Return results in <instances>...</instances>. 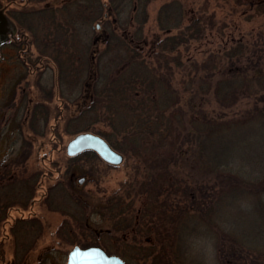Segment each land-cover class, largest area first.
Segmentation results:
<instances>
[{
  "label": "trees",
  "instance_id": "1",
  "mask_svg": "<svg viewBox=\"0 0 264 264\" xmlns=\"http://www.w3.org/2000/svg\"><path fill=\"white\" fill-rule=\"evenodd\" d=\"M152 1L63 0L14 15L20 29L14 41L25 43L22 49L16 47L18 53L25 51L19 53V63L28 71L43 60L48 62L50 54L59 79L67 67L77 71L79 90L85 93V110L93 115L88 121L108 122L112 134L98 130L96 134L131 163L120 188L95 201L83 196L78 191L81 187L73 183L83 165L67 180L68 173L54 176L65 184H60L59 197L52 201L69 205L54 208L66 216L57 237L69 245L98 246L121 257L125 264H180L183 257L186 259L182 233L192 227V235L193 229L204 225L214 233L218 248L222 236L232 243L228 255L220 246L219 261L243 264V252L263 254L226 227L228 215L224 212L233 203L245 208L246 202L248 208L258 209L262 206L257 203L264 198V165L259 174L255 166L249 168L237 157L241 148L242 158L247 149L240 143L246 140V132L264 122V22L256 30L245 31L246 35L242 31V38H238L235 31L226 33L218 27L207 7L186 10L174 1L164 5L158 16L164 37L149 42L144 25ZM236 2L245 8L244 22L263 17L264 0ZM122 15L133 31L121 24ZM112 18L115 23L110 25ZM95 22L89 46L87 27ZM237 25L233 21V26ZM214 29H218L217 35ZM214 38L221 42L220 47L199 51L201 59L183 55L194 42L213 46ZM98 44L103 45L100 51ZM33 46L38 56L32 61L29 53ZM177 71L183 74L180 80ZM63 83L68 85V79ZM212 104L217 109L211 111ZM35 109L29 117L31 124ZM62 117L66 115H59L57 121ZM84 131L88 130L77 134ZM31 145L24 141L22 151H30ZM24 160L12 158L0 166L1 185L6 182L5 186L14 187L11 172L23 166ZM70 160L79 165L102 159L89 150ZM50 172L42 167L37 170L36 182L27 184L33 186L28 191L43 189L41 180ZM7 196L0 191V232L7 225L34 221L33 217L13 216V201ZM93 214L109 225L95 227L90 221Z\"/></svg>",
  "mask_w": 264,
  "mask_h": 264
},
{
  "label": "rangeland",
  "instance_id": "2",
  "mask_svg": "<svg viewBox=\"0 0 264 264\" xmlns=\"http://www.w3.org/2000/svg\"><path fill=\"white\" fill-rule=\"evenodd\" d=\"M11 1H14L15 4L13 8L36 10L47 3L55 5L63 0H47L44 2L0 0V6L4 2L9 3ZM174 1L184 5L186 10L207 7L208 13L215 15L218 27L222 26V30L226 33L235 31L238 38H242V31L244 33L251 29L256 30L264 22V15L260 19H253L251 23L244 22L242 12L245 11V8L238 5L236 0H153L147 7L148 20L144 25V37L149 42L164 37L165 34L158 25V16L164 5ZM21 5L23 6L21 7ZM115 18L110 19V25L115 23ZM125 20L127 18L122 15L120 18L121 24L126 25L133 31L130 25L125 23ZM26 21L30 22V20H24L23 22ZM233 21L238 22L237 27L233 26ZM29 24H32V22ZM96 25L95 22L87 27V45L92 41L95 31L93 27ZM217 30L214 29V35H217ZM244 34L246 35V33ZM96 35H98L97 32ZM211 40L213 39L211 38ZM196 43L192 44L189 52L183 53L185 57L194 54L198 59H201L202 56L200 57L199 51L206 50L208 47H213L215 50L221 44L216 38L212 43L213 46H209V44L202 46L199 45L201 42ZM97 47L99 51L103 49L102 44H98ZM4 50L5 56L8 58L7 61L0 63V166L6 160L12 158L19 161L20 158L24 157L26 160H24L23 166L14 168L11 172L12 179L15 181L14 187L5 186L6 182H2V185L0 183V191L6 193L7 198L13 201L14 210L11 211L13 216L33 217L34 221H25V223L16 221V223L18 222L16 226L7 225L4 232H0V264H67L69 253L75 246L66 244L57 237V230L66 219V216L62 212L55 211L54 208H64L69 205L52 201V198L59 197L60 184H65V180H56L55 177L58 178L59 175L64 177L63 175L68 173L67 180L73 171L80 169L83 165L84 169H80L79 174L74 177L73 183L81 187L78 191L83 196L95 201L120 188L129 176L131 170L129 164L131 166V163H128L124 153L118 150L116 151L124 156V161L117 166L109 165L103 160H97L94 163H79V165L78 162L71 161L67 155L66 147L78 135L77 132L87 129V132L94 134L97 130L112 134V127L104 120L88 121L91 114L88 113L87 109L85 110L87 106L86 104L83 105L84 101L81 99L85 93L83 90L82 92L79 90L81 79L77 71L74 72L72 68L67 67L65 69L66 74H62L63 78L59 79L58 67L51 60L53 56L50 54L47 55L49 57L48 62L46 60L41 61L40 70H35V66L27 71L19 61L15 60L14 47H8ZM30 51L29 57L33 61L37 57L34 46ZM10 55L13 56L9 57ZM107 58L109 57L105 59ZM147 62L152 65L150 59ZM104 63L103 61L102 65ZM110 70L115 72L114 69ZM80 75H83L82 71ZM182 75L180 71H177V80H180ZM66 78L69 82L68 85L63 83ZM86 80H88V75ZM82 86H84V82H82ZM42 102L45 105H40ZM35 106L42 107L35 109V121L34 124H31L29 117H31V112ZM211 108L217 109L215 104L209 107L212 111ZM79 110L82 113L80 119H78ZM63 114L66 115V118L62 117L60 121H57L59 115ZM71 117H73V120L69 123L67 119H72ZM74 118H76V121H74ZM245 137L246 140L243 143L240 141V143L241 147L243 145L244 148H247L244 152L247 155L243 154L242 158L241 148L238 152L240 155L237 157L244 160L249 168L255 166L257 168L256 172L260 174L264 165V122L246 132ZM240 138L242 139V135H240ZM24 141L32 144L30 151L26 150L28 152L22 151ZM41 167L48 173L51 171L55 175L50 172L48 176L41 180L43 189L40 187L36 191L35 189L29 190V193L28 189L33 186L30 187L27 184L36 182L34 174ZM1 173L2 171H0V175ZM50 189H52V194ZM3 199H6V196ZM262 200L261 203H257L262 207L254 208L255 210L252 209V205L248 208L249 205L247 206L245 202V208L242 204L234 205L235 203H233L224 212L228 215L224 222L226 227L232 230L243 242L258 247V251L263 254L258 256L257 253L255 255V253L243 252L242 255L245 258L243 261L242 257L240 258V263L242 261L243 264H264L263 197ZM34 202L35 206H33ZM136 205L139 206V203L136 202ZM90 221L95 227L106 228L109 225L95 214L90 217ZM184 231L180 238L182 239L183 249L186 251V259L183 257L180 264H222L219 261L220 251L223 249L226 252L232 244L228 238L222 236L219 242V248L221 246L219 251L217 247L218 240L215 239L214 233L204 225L197 230L193 229L192 235H190L192 227H186ZM228 253L226 252L225 255H228Z\"/></svg>",
  "mask_w": 264,
  "mask_h": 264
},
{
  "label": "water",
  "instance_id": "3",
  "mask_svg": "<svg viewBox=\"0 0 264 264\" xmlns=\"http://www.w3.org/2000/svg\"><path fill=\"white\" fill-rule=\"evenodd\" d=\"M15 33L16 29L12 32L10 31V21L5 14L4 9H0V55L1 48L10 40L11 35H14ZM89 150L96 152L101 159L110 165L117 166L122 164L124 161V156L120 152L113 149L103 137L90 132L78 134L68 143L66 147L67 155L70 157H74ZM75 249L85 251L90 249H99L104 254L103 264H125V261L121 257L117 255H110L98 246L86 248L75 246L69 253L67 264H72V253Z\"/></svg>",
  "mask_w": 264,
  "mask_h": 264
},
{
  "label": "flooded vegetation",
  "instance_id": "4",
  "mask_svg": "<svg viewBox=\"0 0 264 264\" xmlns=\"http://www.w3.org/2000/svg\"><path fill=\"white\" fill-rule=\"evenodd\" d=\"M25 1H28V0H25ZM34 1H37V2H44V1H47V0H34ZM13 5H15L14 4V1H11V2H9V3H2V5L0 6V9H4V11H5V14L7 15V17L9 18V21H10V31L12 32V31H14V29H16V33L14 34V35H11V37H10V40L1 48V55H0V63L1 62H4V61H7V58L8 57H6L5 56V50L4 49H6V48H8V47H14V49H15V60L16 61H19V58H20V54L21 55H23V53H25V51H22L20 54L18 53V50L16 49V47L18 46V47H20L21 49L25 46V43H23V42H21L20 41V43L18 42V41H14V39H15V37L16 36H18V33H19V31H20V29H19V26H18V22H17V20H16V12H20V10L22 11L23 9L22 8H18V9H16V8H13ZM46 5H50V3H47ZM23 5H21V7H22ZM15 15V16H14ZM37 53V52H36ZM14 55V54H13ZM13 55H10L9 57H12ZM37 56H38V54H37ZM3 59V60H2ZM2 60V61H1ZM40 68V66L39 67H36V69L35 70H40L39 69ZM29 74H31V73H29ZM33 74V73H32ZM83 101H84V103H83V105H85V94H84V96L81 98ZM81 100V101H82ZM80 101V100H79ZM40 105H45V104H40ZM82 105V106H83ZM40 107H42V106H40ZM37 108V107H36ZM43 192V191H42ZM36 204H35V202H34V204H33V206H35Z\"/></svg>",
  "mask_w": 264,
  "mask_h": 264
},
{
  "label": "snow or ice",
  "instance_id": "5",
  "mask_svg": "<svg viewBox=\"0 0 264 264\" xmlns=\"http://www.w3.org/2000/svg\"><path fill=\"white\" fill-rule=\"evenodd\" d=\"M104 254L99 249H75L72 253V264H103Z\"/></svg>",
  "mask_w": 264,
  "mask_h": 264
}]
</instances>
